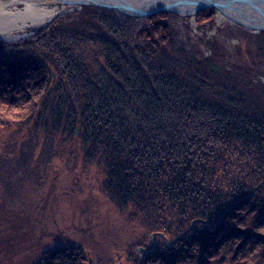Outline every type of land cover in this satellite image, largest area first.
<instances>
[{
	"label": "trees",
	"instance_id": "trees-1",
	"mask_svg": "<svg viewBox=\"0 0 264 264\" xmlns=\"http://www.w3.org/2000/svg\"><path fill=\"white\" fill-rule=\"evenodd\" d=\"M167 14L133 46L91 6L0 42V264H90L84 239L93 264H264V84L235 75L264 66V31L252 50L212 37L209 56H178ZM74 154L115 214L96 242L93 209L51 194Z\"/></svg>",
	"mask_w": 264,
	"mask_h": 264
},
{
	"label": "rangeland",
	"instance_id": "rangeland-1",
	"mask_svg": "<svg viewBox=\"0 0 264 264\" xmlns=\"http://www.w3.org/2000/svg\"><path fill=\"white\" fill-rule=\"evenodd\" d=\"M82 6L95 7L93 5L80 6L77 4V6L72 8V5L64 4L62 8L64 11L61 12L59 15L68 14V17H65L62 24L65 26L71 25L72 21L78 18V13L82 10ZM95 8L98 11L106 12L113 18L114 22L121 29L118 38L123 44L127 46H133L134 35L136 30L141 26L147 25L149 23L147 17L143 18L130 16L99 7ZM165 13H168L166 17H164V19L169 23L173 31V49L178 56L187 55L196 59H201L204 56H209L210 50L206 46V40L212 37H216L224 45V47L227 48V50L237 49L241 45H244L246 50L253 49L254 44L252 42L254 41V34H256L257 32H253L248 28H245L241 25L229 21L228 19H226L222 23H217V15L219 14L217 10L214 11L211 20L204 21L200 25L195 20V15L197 13L194 15L193 19H191V16H180L179 14L173 12L170 13V11ZM36 28L38 27H27L25 29V35L10 41H16L20 38L33 34ZM173 61L174 60L172 57L162 53L157 55L153 59V63L157 67L168 65ZM253 65L256 64H252L251 61H248L247 66L250 67L251 70H249L246 75L241 71L235 72V75L243 82H249L253 84H264V72H262L264 71V66H262V68L260 69L258 67H254ZM242 66L245 67L246 63L243 62ZM220 67L225 69H231L229 60L226 59V61H221ZM5 135L6 134H3V137ZM66 159H68L66 165H61L59 164V162H56V164H54L56 166V178L50 182V185L54 184V187L51 188V194L54 195L58 193L60 196H64V198L67 199L66 203H69V200L72 199H75L76 201L77 199H79V203H81L82 208L87 209V207L90 206V208L93 209L94 212L92 213V217L95 215L94 218L99 221V224H95L93 226L94 230L88 233L90 236H92L93 241L96 242L97 238L103 234L101 231H103L105 227H107L108 225L109 227H112V225L108 223L114 220L115 214L113 213L112 208L108 204H105V201L103 202L99 197L94 168H84L81 159L79 158V156H77V154H74L72 159L68 157H66ZM60 170H62V174L57 175ZM33 190L34 188L30 187L29 190L26 192V197L34 196L35 194H32ZM63 211L66 212V207H63ZM4 242V245L6 244L7 247L11 245V242ZM79 243L82 246L86 247V254L89 255L88 260L90 264H93L92 258L89 254V250L91 251L90 247L93 242H91L89 239H84L83 242L79 241ZM138 247H136V250ZM115 253H117V251ZM10 259L11 258L8 259V264H17V262L11 263ZM117 259L121 260L122 255L117 254Z\"/></svg>",
	"mask_w": 264,
	"mask_h": 264
},
{
	"label": "water",
	"instance_id": "water-1",
	"mask_svg": "<svg viewBox=\"0 0 264 264\" xmlns=\"http://www.w3.org/2000/svg\"><path fill=\"white\" fill-rule=\"evenodd\" d=\"M59 2L61 7L64 4L72 6H75L74 4L80 6L93 5L125 15L143 18L158 12L170 11L180 16H191V19H193L196 13L212 7L224 15L225 19L253 32L264 30V0H61ZM191 225L192 223L189 228ZM153 234L154 232L150 235L153 246L149 251L155 245ZM168 243L170 244L169 241ZM137 250L143 260L142 251L148 250L144 247H138Z\"/></svg>",
	"mask_w": 264,
	"mask_h": 264
},
{
	"label": "bare ground",
	"instance_id": "bare-ground-1",
	"mask_svg": "<svg viewBox=\"0 0 264 264\" xmlns=\"http://www.w3.org/2000/svg\"><path fill=\"white\" fill-rule=\"evenodd\" d=\"M59 1L61 0H0V41L6 42L25 35L27 27L47 25L63 11ZM225 20L221 13L217 15V23Z\"/></svg>",
	"mask_w": 264,
	"mask_h": 264
}]
</instances>
